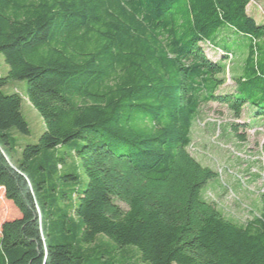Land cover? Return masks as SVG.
Listing matches in <instances>:
<instances>
[{"label": "trees", "instance_id": "trees-1", "mask_svg": "<svg viewBox=\"0 0 264 264\" xmlns=\"http://www.w3.org/2000/svg\"><path fill=\"white\" fill-rule=\"evenodd\" d=\"M250 2L0 0L9 66L0 75V188L20 212L2 224L0 264H85L93 249L103 264H122L101 245L83 246L99 234L123 255L137 247L150 264H264V192L259 212L230 217L205 196L219 173L189 151L209 102L236 120L249 111V120L230 123L242 141L264 125V24L248 13ZM206 47L222 57L211 59ZM244 54L234 90L221 91L228 61ZM10 80L26 81L45 125L16 162L11 130L31 129L20 94L3 91ZM65 145L88 182L45 194L69 156L55 154ZM59 201H72L76 219Z\"/></svg>", "mask_w": 264, "mask_h": 264}, {"label": "rangeland", "instance_id": "rangeland-1", "mask_svg": "<svg viewBox=\"0 0 264 264\" xmlns=\"http://www.w3.org/2000/svg\"><path fill=\"white\" fill-rule=\"evenodd\" d=\"M248 13L253 16L259 24H264V0H251L248 6ZM237 35H241L238 33ZM233 39L238 37L233 36ZM208 56L213 60L222 57L220 51H215L211 47H206ZM246 54L231 58L228 61L226 84L221 91L234 90L233 75L241 73ZM9 66L5 63L4 56L0 54V75L8 73ZM26 81L10 80L3 88L7 94L19 93L22 97L21 110L31 129V134L25 135L12 129L15 138V147L8 150V155L13 161L22 157V149L25 145L36 144L45 130L44 121L37 109L30 103L26 96ZM249 111H245L240 120H236L232 112L225 106L216 102H209L202 107L198 119L195 121L192 130V144L189 147L191 154L203 165L208 166L219 173L217 180L208 183L205 196L218 200L220 206L231 217L244 222L251 216L252 212H259V195L264 184V125L258 128L246 129V139L240 140L230 127L231 122H244L249 120ZM241 128L239 133H243ZM75 142H79L75 140ZM70 145H65L62 149L56 150V156H62L69 152L67 159L62 162V168L52 179L48 176L45 185V194H49V189H55L52 194L57 197L62 192H71L72 189L84 188L88 182L76 156L70 152ZM54 164V160L49 165ZM78 167H76V165ZM50 168V167H49ZM68 173H77L76 181H60L58 176ZM50 195L49 200L53 198ZM76 199L73 198V202ZM61 206L70 217L74 215L72 201H59ZM227 215V216H228ZM20 217V212L16 206L4 195V189L0 188V235L2 224ZM96 244L101 245L105 250L106 257L113 258L122 264H150L140 259L137 247L129 246L128 252L124 255L120 252L113 241L104 234H99L94 243L83 244L84 247L92 249ZM93 254L85 258V264H103L98 259V252L93 249ZM98 253V254H97Z\"/></svg>", "mask_w": 264, "mask_h": 264}, {"label": "built area", "instance_id": "built-area-1", "mask_svg": "<svg viewBox=\"0 0 264 264\" xmlns=\"http://www.w3.org/2000/svg\"><path fill=\"white\" fill-rule=\"evenodd\" d=\"M264 192V184H263V190L260 193ZM221 206H223L218 200H216Z\"/></svg>", "mask_w": 264, "mask_h": 264}]
</instances>
